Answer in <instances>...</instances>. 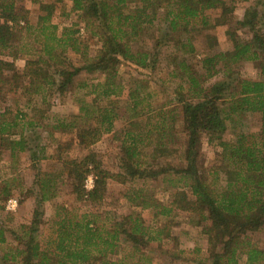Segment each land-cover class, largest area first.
<instances>
[{
  "label": "trees",
  "instance_id": "obj_1",
  "mask_svg": "<svg viewBox=\"0 0 264 264\" xmlns=\"http://www.w3.org/2000/svg\"><path fill=\"white\" fill-rule=\"evenodd\" d=\"M33 1L40 7L35 24L17 12L14 0H0V161L5 152L14 161L31 151L28 133L41 127L50 136L55 131L75 132L73 145L86 153L66 158L61 154L63 148L57 147L51 157L61 162L59 172L38 173L40 194L32 220L21 225L19 233L14 232L16 245L2 253L0 264H151L144 249L171 236L169 224L153 225V220L147 224L139 214L118 219L102 204L111 180L146 184L163 178L171 184L172 175L182 185L170 186L169 203L147 196L144 187L130 189L129 201L154 209V219L170 217L176 211L198 215L208 243L207 257L199 264H264V249L251 237L264 229V0H255L237 20L250 36L242 39L229 30L232 48L205 54L200 69L187 58L171 57L169 74L182 80L170 100L158 107L152 101L149 79L141 76L160 61L156 48L167 40L166 44L181 48L184 54L194 52L193 34L228 23L234 18L233 5L227 0H137L139 4L134 6L135 0H71V10L86 22L81 28L78 22L60 27L52 20L56 4L63 0ZM216 10H220L219 16L212 17L210 12ZM155 25L164 29L154 50L135 48L142 32ZM82 29L101 41L94 56L86 55L88 47L79 37ZM23 32L30 39L27 46L15 42ZM68 50L80 53V65L68 58ZM19 53L33 54L22 72L14 62ZM248 62L259 69L258 78L242 74L240 68ZM123 66L138 76L125 81L120 75ZM82 73L95 75L92 82L77 84L78 90L85 91L77 113H51ZM18 91L27 98L24 107L17 104L12 110L2 105L7 95ZM173 103L179 105V111L167 108ZM252 113L260 114L257 132L241 126ZM179 115L180 134L176 133ZM117 120L128 126L123 129L118 168L111 170L89 149L105 133L114 131ZM229 128L234 130L233 138L225 139ZM204 137L221 149L220 164L207 173L200 167ZM56 144L61 143L56 140ZM40 149L44 153L46 147ZM176 151L182 153V166L160 162L162 157L170 160ZM46 158L49 156H38L36 151L32 154L34 166ZM89 177L93 179L91 188L86 186ZM10 180L2 181L0 210L13 195ZM59 184L70 187L82 205H59L51 235L43 241L41 206L56 195ZM8 241L6 230L0 227V244ZM125 249L128 253L113 257ZM136 254L140 258L133 263Z\"/></svg>",
  "mask_w": 264,
  "mask_h": 264
},
{
  "label": "rangeland",
  "instance_id": "obj_2",
  "mask_svg": "<svg viewBox=\"0 0 264 264\" xmlns=\"http://www.w3.org/2000/svg\"><path fill=\"white\" fill-rule=\"evenodd\" d=\"M16 2V10L20 15H24L29 23L35 24L38 21L40 13V7L38 3L33 0H14ZM54 1V0H46ZM255 0H227L234 8V18H232L226 24H218L210 26L205 31H197L193 34V51L190 53H183L181 48L173 47L171 43L166 44L167 40L163 41V44L157 47L158 59L155 69L145 70L147 74L141 76L146 77L150 81V90L153 93V104L155 107L160 106L162 103L168 102L171 98L169 96L174 92L175 87L181 83V78H174L170 76V71L173 65L170 63L172 56H177L178 59L182 60L187 58L191 64H196L195 68H199V62L207 53H213L215 51H226L232 48V40L228 34L229 30L235 31L242 39H247L250 36V32L247 28H241L237 24V20L242 18L245 9L252 5ZM134 5L139 4L137 0L133 1ZM72 1L63 0L62 3L56 4V10L53 14L52 20L57 23L60 27L65 25H71L73 22H78L81 28H84L86 22L82 21L79 14L72 11ZM220 10L211 11L212 17H218ZM24 21V20H23ZM25 24V21L23 22ZM10 24H13L9 22ZM214 23V22H212ZM163 28V26H162ZM164 29V28H163ZM163 29L155 25L149 29V31L142 32L138 42H135V48L142 47L147 50H154L155 42L163 35ZM177 35V34H176ZM175 35V36H176ZM81 41L88 47L86 55L94 56L97 50L101 46V41L98 36H94L89 30H83L79 35ZM180 39L185 37L179 36ZM213 38V40H212ZM30 39L27 38L25 32L19 33L15 39L16 44L29 45ZM68 58L75 64L80 65L83 61L80 53L68 50ZM18 57L14 59L16 69L20 72L24 70L26 61L33 57V54L27 55L19 53ZM2 58L12 60L9 56H1ZM242 74L250 78L259 77V69L255 63L248 62L242 64L240 68ZM120 75L126 81L138 76V74L127 66H123L120 70ZM95 74L82 73L75 77L71 92L67 96L60 98L61 104L52 106V112L63 113V114H74L77 113L80 106L79 99L84 98V90H78L77 84L88 80L92 82V77ZM150 76V78H149ZM215 80V79H214ZM96 81V78L93 80ZM86 97V96H85ZM54 97H51L49 102L51 103ZM86 99L90 100V96ZM27 103V98L21 94L20 91L12 92L6 96L5 101L2 103L3 106H9L12 110L15 106L24 107ZM177 107L179 105L173 103L167 108ZM49 111L46 112V114ZM181 119V115L177 117V121ZM46 122V121H45ZM244 124L241 126L243 130L248 132H257L260 129L261 118L259 113L248 114L243 121ZM127 122L124 120H117L115 122V128L113 132L105 133L99 141H97L89 150L94 151L103 166L107 169L117 170L119 157L122 153L120 145L123 135V129L126 128ZM180 131L179 121L176 126V133ZM75 132H58L55 131L52 136L48 134L46 127H41L33 132L28 133L29 144L32 147L31 151H26L21 154L13 161L10 155L3 153L2 160L0 161V187L5 184L3 180H10L11 187L13 188V195L18 200L19 206L16 211H9L6 209L5 204L8 198L3 202L2 206L4 209L0 210V227H4L6 235L9 238L8 244H0V256L7 249L14 247L16 241L14 239V232L19 233L20 226L23 224H30L33 216L34 209L37 205L36 199L39 193V186L37 185L38 173H54L57 174L60 169L61 162L51 156L58 152L57 147L63 148L61 154L62 157L73 158L76 156L83 155L86 153L85 150L73 145V136ZM234 135L233 128H229L224 134L225 139H232ZM56 140H59L61 144H56ZM69 145V146H67ZM180 143L178 144V146ZM45 146L46 149L42 153L41 147ZM36 151V155H48L49 158L40 159L37 166L33 164L32 154ZM220 147L216 143H210L206 137L203 138L201 144V159L200 167L203 166V172L220 164ZM160 162L164 164H171L175 167L183 165L182 153L174 152L170 160L162 157ZM174 179L171 184L166 179H160L157 183L147 181L126 182L120 183L116 181L108 182V190L102 204V208L110 211L113 216L121 219L123 216L128 214H139L148 223L152 222L153 225L158 226L169 224V232L171 236L165 237L159 241L151 242L145 249V255L151 257V264H199L205 261L207 257V238L201 232V225L199 222L198 215H193L185 211H176L171 214L170 217H157L154 219V209H143L140 206L133 205L128 198V194L131 192L130 189H137V187H144V192L147 196L155 198V200L162 203H169L172 193L170 186L173 183H177L180 186L182 183L177 182V177L171 176ZM92 178V177H91ZM13 179V180H12ZM90 181V180H89ZM92 183L86 181L87 188H91ZM144 184V185H143ZM169 187V188H168ZM170 189V190H169ZM10 198V197H9ZM59 205H64L67 208H72L76 205H82V203L76 201L75 195L72 193L70 187L59 184L56 190V195L45 201L41 206L43 213V220L45 224L41 226L40 238L45 241L51 235L53 227V221L55 219V211ZM84 209V208H82ZM252 240L262 249H264V229L251 234ZM127 243L122 244L123 246ZM122 248V246H121ZM128 249L122 250L119 254H115L114 258H119L124 254L128 253ZM139 257L138 254L133 257L131 261L134 263ZM128 263L130 260H127Z\"/></svg>",
  "mask_w": 264,
  "mask_h": 264
},
{
  "label": "built area",
  "instance_id": "obj_3",
  "mask_svg": "<svg viewBox=\"0 0 264 264\" xmlns=\"http://www.w3.org/2000/svg\"><path fill=\"white\" fill-rule=\"evenodd\" d=\"M81 33H83V29L81 30ZM88 182L93 184V179L91 177H89ZM18 206H19V203H18L17 198H15V197H10L5 204L6 209L9 211H16Z\"/></svg>",
  "mask_w": 264,
  "mask_h": 264
}]
</instances>
